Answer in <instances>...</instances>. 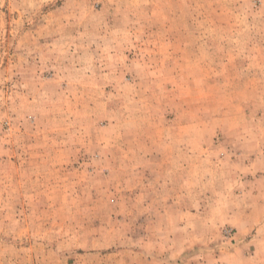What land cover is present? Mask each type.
Instances as JSON below:
<instances>
[{
  "label": "rangeland",
  "instance_id": "rangeland-1",
  "mask_svg": "<svg viewBox=\"0 0 264 264\" xmlns=\"http://www.w3.org/2000/svg\"><path fill=\"white\" fill-rule=\"evenodd\" d=\"M0 264H264V0H0Z\"/></svg>",
  "mask_w": 264,
  "mask_h": 264
}]
</instances>
